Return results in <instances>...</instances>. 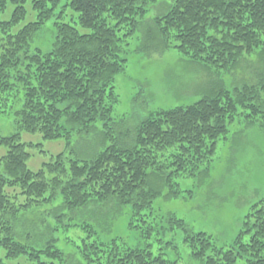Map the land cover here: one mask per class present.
<instances>
[{
  "label": "trees",
  "instance_id": "16d2710c",
  "mask_svg": "<svg viewBox=\"0 0 264 264\" xmlns=\"http://www.w3.org/2000/svg\"><path fill=\"white\" fill-rule=\"evenodd\" d=\"M158 1L0 0V11L14 5L11 18L0 21V118L14 116L19 129L0 135L6 148L0 157V264L18 258L31 264H181L178 230L189 256L202 264H264V198L224 245L177 213L156 209L161 198L194 192L182 182L209 174L220 141L237 124L264 126V0H173L149 18ZM28 2L36 16L20 26ZM49 21L55 35L44 51L32 43ZM131 39L138 41L136 51L172 49L217 75L254 54L263 68L253 83L217 85L194 103L154 110L128 127L126 117H114V106ZM22 132L64 140L69 152L34 171L28 161L36 145L24 142ZM94 134L97 148L79 156L76 139ZM110 202L117 209L110 216L126 213L139 245L119 236L104 239L98 218L84 214L77 221L89 207ZM48 208L52 222L43 243L31 232L20 234L18 225L38 223L35 215ZM69 228L85 234L73 254L58 246L61 230Z\"/></svg>",
  "mask_w": 264,
  "mask_h": 264
},
{
  "label": "rangeland",
  "instance_id": "374dc122",
  "mask_svg": "<svg viewBox=\"0 0 264 264\" xmlns=\"http://www.w3.org/2000/svg\"><path fill=\"white\" fill-rule=\"evenodd\" d=\"M173 0H159L152 7L149 18L161 14ZM28 15L23 24L35 19L36 13L30 2L26 3ZM14 5L9 4L0 11V21L11 18ZM3 33L0 31V36ZM55 35L52 21L33 39V46L44 51L51 48ZM137 39L129 40L127 47L128 61L125 70L116 77V91L119 102L114 106L115 118L126 117L125 126L133 127L149 112L157 109H167L177 105H188L207 95L208 91L217 85L228 87L240 86L244 82L253 83L259 79L263 68L258 55L247 57L236 70L217 75L200 64L182 58L175 50L166 52L136 51ZM14 116L0 118V135L7 136L17 132L18 123ZM233 135L226 141H220L218 161L205 177L186 179L182 182L185 189L193 188L194 192H185V198L164 199L156 203V209L164 215L177 213L188 222L194 230L206 231L213 236L219 245L230 243L238 234L251 206L264 198V126H247L245 122L233 128ZM99 135L85 136L76 139L75 150L81 157H87L99 144ZM24 142H32L36 146L29 148L31 158L28 161L30 169L36 171L51 160L59 152H66L64 140H44L40 134L22 132ZM6 153V148H0V157ZM44 216L36 214L38 223L27 225L25 220L18 229L20 234L31 232L35 241L48 236L47 222L50 219V209H42ZM116 206L113 202L104 206H91L85 213L79 214L77 221L86 218H98L100 229L105 233L101 236L109 240L113 236L123 238L132 246L139 245L141 238L137 231L127 227L128 217L122 212L115 217ZM108 217V218H107ZM111 217V218H110ZM112 219V220H111ZM46 225L42 224V221ZM109 230H107V229ZM174 234V233H173ZM179 250L182 255L181 264H202L189 256V250L181 244L182 232H176ZM85 234L76 228H69L59 235L58 246L67 254H73L76 245L82 244ZM158 245L154 251H158ZM167 251V250H165ZM171 255L175 251L168 250ZM6 264H31L18 258L8 260Z\"/></svg>",
  "mask_w": 264,
  "mask_h": 264
}]
</instances>
